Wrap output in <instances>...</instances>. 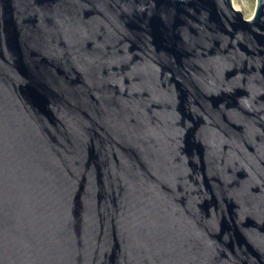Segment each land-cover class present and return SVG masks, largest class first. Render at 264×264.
Wrapping results in <instances>:
<instances>
[{
    "label": "water",
    "instance_id": "water-1",
    "mask_svg": "<svg viewBox=\"0 0 264 264\" xmlns=\"http://www.w3.org/2000/svg\"><path fill=\"white\" fill-rule=\"evenodd\" d=\"M0 264H264V0H0Z\"/></svg>",
    "mask_w": 264,
    "mask_h": 264
},
{
    "label": "rangeland",
    "instance_id": "rangeland-1",
    "mask_svg": "<svg viewBox=\"0 0 264 264\" xmlns=\"http://www.w3.org/2000/svg\"><path fill=\"white\" fill-rule=\"evenodd\" d=\"M233 4L243 11L246 18H252L256 12L257 0H233Z\"/></svg>",
    "mask_w": 264,
    "mask_h": 264
}]
</instances>
